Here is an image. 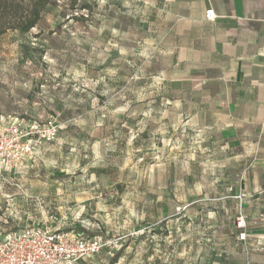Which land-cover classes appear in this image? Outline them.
Returning a JSON list of instances; mask_svg holds the SVG:
<instances>
[{"label": "rangeland", "instance_id": "374dc122", "mask_svg": "<svg viewBox=\"0 0 264 264\" xmlns=\"http://www.w3.org/2000/svg\"><path fill=\"white\" fill-rule=\"evenodd\" d=\"M155 6L52 0L30 31L0 34V125L22 115L60 128L0 180V239L40 224L105 239L79 264H109L118 250L115 264L246 263L236 221L251 220L233 174L202 126L167 108Z\"/></svg>", "mask_w": 264, "mask_h": 264}, {"label": "crops", "instance_id": "0c3cea01", "mask_svg": "<svg viewBox=\"0 0 264 264\" xmlns=\"http://www.w3.org/2000/svg\"><path fill=\"white\" fill-rule=\"evenodd\" d=\"M155 10L167 108L202 126L233 174L234 202L248 207L257 243L245 264H264V0H156Z\"/></svg>", "mask_w": 264, "mask_h": 264}, {"label": "built area", "instance_id": "2783aa9c", "mask_svg": "<svg viewBox=\"0 0 264 264\" xmlns=\"http://www.w3.org/2000/svg\"><path fill=\"white\" fill-rule=\"evenodd\" d=\"M205 16L210 21L217 18L213 8L207 9ZM6 118H2L0 125V177L26 167L47 142L55 140L60 129L53 117L45 121L22 115ZM236 226L237 239L249 254L244 216L237 217ZM104 247L105 239L99 235L28 224L6 232L0 239V264H79L99 254Z\"/></svg>", "mask_w": 264, "mask_h": 264}, {"label": "trees", "instance_id": "16d2710c", "mask_svg": "<svg viewBox=\"0 0 264 264\" xmlns=\"http://www.w3.org/2000/svg\"><path fill=\"white\" fill-rule=\"evenodd\" d=\"M52 0H0V34L9 29L28 32L40 22L42 13ZM120 251L110 258L115 264Z\"/></svg>", "mask_w": 264, "mask_h": 264}]
</instances>
